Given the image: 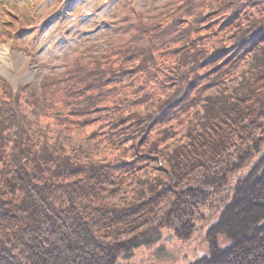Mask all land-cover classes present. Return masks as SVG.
Wrapping results in <instances>:
<instances>
[{"label": "trees", "instance_id": "1", "mask_svg": "<svg viewBox=\"0 0 264 264\" xmlns=\"http://www.w3.org/2000/svg\"><path fill=\"white\" fill-rule=\"evenodd\" d=\"M163 4L36 83L0 76V264H117L192 222L214 237L192 264H264L243 246L264 240V0Z\"/></svg>", "mask_w": 264, "mask_h": 264}, {"label": "rangeland", "instance_id": "2", "mask_svg": "<svg viewBox=\"0 0 264 264\" xmlns=\"http://www.w3.org/2000/svg\"><path fill=\"white\" fill-rule=\"evenodd\" d=\"M19 1L26 4L22 6L27 15L21 19L15 18V23H11L10 17L21 10L19 5L15 7L12 3ZM56 1L11 0L13 9H8V2L0 0V33L8 25H13L12 39L0 37V76L7 79L13 89L24 83L38 82L43 72L62 70L63 63L90 46L99 52L107 42L112 43L118 38L116 33L126 40V36L131 37L130 32L135 35L133 25L127 26L124 22L126 17L133 19L139 15L144 23L147 14L158 13L159 8H166L163 3H168V0H76L67 13L61 12L59 17L52 9ZM175 1L180 3L174 9L178 13L185 0H169V6H173ZM193 1L201 6L202 0ZM31 3L35 4L33 8ZM119 82L116 80L110 86L113 92L121 88L116 87ZM202 212L207 214L206 211ZM201 225L192 222L188 225L191 227L188 231L163 228L143 233L136 239L135 246L139 247L131 251L128 261L118 264H185L193 261L207 250L201 238L206 227L201 231ZM216 239H221V235H217ZM221 242L223 247L228 246L226 242ZM157 252L161 257H157ZM164 256L169 257L161 259Z\"/></svg>", "mask_w": 264, "mask_h": 264}, {"label": "flooded vegetation", "instance_id": "3", "mask_svg": "<svg viewBox=\"0 0 264 264\" xmlns=\"http://www.w3.org/2000/svg\"><path fill=\"white\" fill-rule=\"evenodd\" d=\"M201 227H203L202 229H201V231L204 229V226L203 225H201L199 228H201ZM177 230H180V229H178V228H176ZM188 229H191V227H187V228H185V230L186 231H188ZM173 232H177V231H174L173 230ZM187 234H188V232H186ZM201 238H203V241L202 242H204L205 244H206V248H207V250H206V252H204L201 256H199L198 258H196V259H194L193 261H190V262H186L185 264H192L193 262H197V261H199V259L201 258V257H203V256H205L206 254H207V252H208V250H209V247L211 246H213V244L211 243V241H213V238L214 237H212V233H210L209 234V231H208V228H206V232H204V235L203 236H201ZM218 240L219 239H216L215 241L218 243V245L219 246H217V247H219V248H223V246H222V242L221 241H219L218 242ZM198 255V254H197ZM123 262V261H122Z\"/></svg>", "mask_w": 264, "mask_h": 264}, {"label": "bare ground", "instance_id": "4", "mask_svg": "<svg viewBox=\"0 0 264 264\" xmlns=\"http://www.w3.org/2000/svg\"><path fill=\"white\" fill-rule=\"evenodd\" d=\"M264 243V240L263 241H260V240H258V239H256V238H254L253 240H251V241H249V240H244V242H243V246L244 247H247V246H249V247H253V246H260V244L261 243ZM238 251V248H234V250H232L231 252H230V256L233 254V253H235L236 255H235V258L232 260L233 262H235V260L240 256V253L239 252H237ZM211 264H215V263H211ZM218 264V263H217Z\"/></svg>", "mask_w": 264, "mask_h": 264}]
</instances>
